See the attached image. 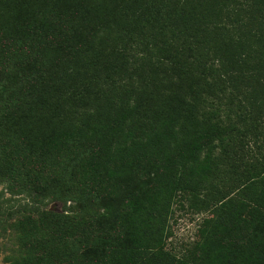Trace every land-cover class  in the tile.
<instances>
[{
	"label": "trees",
	"instance_id": "16d2710c",
	"mask_svg": "<svg viewBox=\"0 0 264 264\" xmlns=\"http://www.w3.org/2000/svg\"><path fill=\"white\" fill-rule=\"evenodd\" d=\"M0 175L12 264H264V0H0Z\"/></svg>",
	"mask_w": 264,
	"mask_h": 264
},
{
	"label": "rangeland",
	"instance_id": "374dc122",
	"mask_svg": "<svg viewBox=\"0 0 264 264\" xmlns=\"http://www.w3.org/2000/svg\"><path fill=\"white\" fill-rule=\"evenodd\" d=\"M32 196L21 191L18 187L10 188L7 180L0 175V264H12L22 259H31V252L20 243V222L27 217L36 220L45 209L61 212L59 202L49 199L40 203L31 201ZM208 212H198L189 206L186 200H180L173 205L169 216L168 229L170 236L166 242V249L174 253H181L197 239L203 219ZM35 254V253H34ZM36 255H40L37 251Z\"/></svg>",
	"mask_w": 264,
	"mask_h": 264
}]
</instances>
